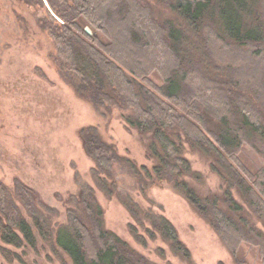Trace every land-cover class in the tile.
Masks as SVG:
<instances>
[{"label": "trees", "instance_id": "1", "mask_svg": "<svg viewBox=\"0 0 264 264\" xmlns=\"http://www.w3.org/2000/svg\"><path fill=\"white\" fill-rule=\"evenodd\" d=\"M47 2L64 21L59 23L49 13L59 57L80 81L79 91L109 112L127 110V124L151 135L148 155L155 162L150 169L119 156L95 129H84L86 151L97 165V186L119 197L138 218L139 205L120 192L113 174L118 163L129 164L143 193L158 183L174 186L234 256L245 243L258 247L264 261V230L254 225L233 193L237 189L264 223V167L253 173L239 158L246 145L264 155V110L260 108L264 103L260 106L243 94L242 70L233 76L224 70L245 59L229 56L234 49L240 55L246 51L262 55V0H167L173 18L162 21L142 0ZM86 26L94 36L85 31ZM156 74L161 75L162 86L152 80ZM186 143L212 160V170L227 184L223 198L201 195L187 179L204 183L203 174L184 155ZM17 190L28 216L12 201L10 205L0 182V243L14 250L0 249L9 260L21 259L19 248L38 251L42 241L61 261L67 256L72 264H154L106 227L93 190L81 193L66 222L55 220L52 213L57 211L38 200L31 187L18 183ZM152 226L182 258L191 260L167 219H153Z\"/></svg>", "mask_w": 264, "mask_h": 264}, {"label": "rangeland", "instance_id": "2", "mask_svg": "<svg viewBox=\"0 0 264 264\" xmlns=\"http://www.w3.org/2000/svg\"><path fill=\"white\" fill-rule=\"evenodd\" d=\"M46 1L42 0L41 4L40 0H0V182L6 188L10 205L12 201L14 207L28 216L29 209L17 190V184L21 183L34 189L45 206L57 211L52 213L55 220L66 222L81 193L93 190L103 207L106 227L151 263L264 264L259 248L249 244L244 243L234 256L217 231L174 186L158 183L143 193L129 164L118 163L113 174L120 192L139 205L138 218L119 197L110 196L97 186V165L86 151L84 129H95L119 156L128 158L139 168L150 169L155 162L148 155L151 135H144L127 124V110L114 108L109 112L79 91L80 81L59 57L49 29L52 23L49 13L59 23L64 21ZM142 1L161 21L173 18L167 0ZM262 6L264 9V0ZM85 31L95 35L89 26ZM246 52L240 55L237 49L229 51L233 59L238 56L245 59L233 61L234 67L224 70L232 76L242 70L243 94L261 106L264 50L260 57ZM217 70L222 76V71ZM152 80L159 86L164 83L159 74L153 75ZM185 145L184 155L203 174L204 183L187 179L201 195L223 198L227 184L212 170V160ZM239 158L253 173L264 167V155L249 145L242 149ZM233 193L245 205L254 225L264 230L263 221L248 208L240 192L234 189ZM44 210L50 214L46 207ZM161 217L176 229L180 241L190 251L191 260L182 258L152 226V220ZM40 244L38 251L16 249L21 259L12 261L0 249V264H72L67 256L63 262L49 245L42 241ZM1 246L14 250L0 243Z\"/></svg>", "mask_w": 264, "mask_h": 264}, {"label": "water", "instance_id": "3", "mask_svg": "<svg viewBox=\"0 0 264 264\" xmlns=\"http://www.w3.org/2000/svg\"><path fill=\"white\" fill-rule=\"evenodd\" d=\"M46 3L48 4V2L46 1ZM49 5V4H48ZM87 31H88V29H87Z\"/></svg>", "mask_w": 264, "mask_h": 264}]
</instances>
